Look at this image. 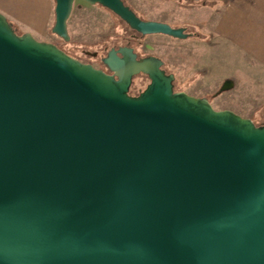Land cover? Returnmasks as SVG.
<instances>
[{
  "label": "water",
  "instance_id": "95a60500",
  "mask_svg": "<svg viewBox=\"0 0 264 264\" xmlns=\"http://www.w3.org/2000/svg\"><path fill=\"white\" fill-rule=\"evenodd\" d=\"M74 1L54 0L64 41ZM82 1L188 37L123 0ZM102 61L112 73L0 12V264H264V122L174 90L155 55Z\"/></svg>",
  "mask_w": 264,
  "mask_h": 264
},
{
  "label": "crops",
  "instance_id": "0c3cea01",
  "mask_svg": "<svg viewBox=\"0 0 264 264\" xmlns=\"http://www.w3.org/2000/svg\"><path fill=\"white\" fill-rule=\"evenodd\" d=\"M162 1L167 7L161 10V16L151 19L173 27H184L189 34L197 33L196 37L189 35L178 39L182 42L178 45L177 78L184 82L185 88L191 87L188 93L200 97H207L209 93L223 94L224 98L215 100L225 104L227 91L242 84L249 93L237 101L238 114L251 117L250 114L256 110L262 109L263 112L264 90L258 95L255 86L261 87V79L264 78V0H205L210 2V6L202 2L188 5ZM53 3V0H0V11L7 18L11 17L10 21L23 32L29 31L38 40L52 42V36H55L50 31ZM214 54L224 61L230 57L234 67L233 75L224 77L217 89L199 79L210 73ZM241 69L246 72L247 79L249 70L258 71L259 81L243 82ZM221 109L231 108L223 105Z\"/></svg>",
  "mask_w": 264,
  "mask_h": 264
},
{
  "label": "rangeland",
  "instance_id": "374dc122",
  "mask_svg": "<svg viewBox=\"0 0 264 264\" xmlns=\"http://www.w3.org/2000/svg\"><path fill=\"white\" fill-rule=\"evenodd\" d=\"M171 1L177 3V0ZM124 2L125 4L129 5L142 19H151L155 16L159 17L163 13L161 10L167 7V4L164 3L162 0H124ZM200 3L201 0H198L195 4ZM206 5L210 6V2H207ZM8 18L7 19L10 21L11 17ZM10 22L13 24V27L15 28V31L17 33H23L21 28H19L12 21ZM53 23L54 15L51 21L50 31ZM67 28L69 40L64 41L60 37L53 35L52 43L58 45L61 49H63L71 56H74L83 62H91L93 61V59H91L88 55H84L82 50H87L90 52L96 51L98 56H104L106 54V51L110 47H116L118 45H124L129 43L141 55L153 54L161 58L163 60V65L167 72H171L175 76L173 81L174 89L184 90V82L179 81V79L177 78V74L179 72L177 62L178 45L182 42L178 40L180 38L164 36V34L161 35L159 33H156L155 35L137 34L135 36V32L117 15H115L114 13L99 4H88L82 0L74 1L72 11L67 20ZM217 54H214L213 56V61L211 64L212 68L210 73L208 75H205L203 78H199L202 83H208L209 87L213 86V88L216 89L219 88L221 84L220 82H222V79L224 77L232 76V73L234 72L233 61H231V58L229 57L227 61H224L219 59L217 57ZM218 55L220 57V54ZM92 64L96 66L95 63ZM241 74H243V82L247 81L250 83H254L256 81H259L257 80L259 72H254V69L249 70L248 79L244 70H242ZM190 79L192 80V78ZM263 79L264 78L261 79V87L259 85L255 86V90L259 91V93H257L258 95H261L262 91L264 90ZM148 83L149 79L145 74L135 75L132 79L129 88V94H138V92L143 90ZM185 89V91L188 93L191 87ZM227 92V102L225 104H219L218 101L216 102L215 100L216 98H224L223 94L209 93L206 96L208 97L211 105L215 109H221V107L225 105L231 108L234 112L238 113L239 111L237 108V101L242 99L243 97H246L248 90L246 91V87L242 84H237ZM241 112L247 113V111ZM262 113L263 112L261 109L256 110L250 114V118L254 121L256 125L262 124L264 122Z\"/></svg>",
  "mask_w": 264,
  "mask_h": 264
},
{
  "label": "flooded vegetation",
  "instance_id": "af4514ba",
  "mask_svg": "<svg viewBox=\"0 0 264 264\" xmlns=\"http://www.w3.org/2000/svg\"><path fill=\"white\" fill-rule=\"evenodd\" d=\"M179 3H185V4H188V5H192V4H194V3H196L198 0H177ZM123 2H124V0H123ZM125 3V2H124ZM136 13V12H135ZM150 20H153V19H150ZM157 21H159V20H157ZM163 22V21H162ZM166 23V22H165ZM170 25V24H169ZM185 29V28H184ZM133 30V29H132ZM135 31V30H134ZM137 34H139L138 32H136L135 31V36L137 35ZM160 34V33H159ZM141 35V34H140ZM189 35H191L192 37L194 36V37H196L197 36V33H195V34H193V33H191V34H189L188 33V36ZM120 46H128V47H131L132 49H133V51L136 53V58L137 59H140V58H142V57H145V56H148V55H153V54H143V55H141V54H139L138 52H137V50H135V48L133 47V46H131L129 43L128 44H124V45H118V46H116V47H110L107 51H106V54H107V52L111 49V48H115V49H117L118 47H120ZM83 51V54L84 55H88L91 59H93V61H91V62H85V63H95V65L96 66H94L93 64V66L94 67H96V68H100V69H102L103 71H105V72H107V73H112L108 68H107V66L103 63V61H102V58L106 55H104V56H98L97 55V52L95 51V52H90V51H87V50H82ZM158 57V56H157ZM161 59V58H160ZM80 60V59H79ZM90 60V59H89ZM162 60V59H161ZM83 62V61H82ZM162 62H163V60H162ZM162 68L165 70V72L166 73H171V72H167V70L165 69V67H164V65L162 64ZM139 74H142V73H139ZM174 75V74H173ZM175 77V76H174ZM173 86H174V83H173ZM174 88V87H173ZM175 90V89H174ZM139 93V92H138Z\"/></svg>",
  "mask_w": 264,
  "mask_h": 264
},
{
  "label": "trees",
  "instance_id": "16d2710c",
  "mask_svg": "<svg viewBox=\"0 0 264 264\" xmlns=\"http://www.w3.org/2000/svg\"><path fill=\"white\" fill-rule=\"evenodd\" d=\"M201 2L203 3V4H207V1H205V0H201ZM134 31V30H133ZM135 32V31H134Z\"/></svg>",
  "mask_w": 264,
  "mask_h": 264
}]
</instances>
